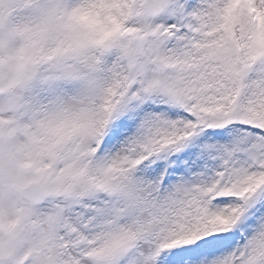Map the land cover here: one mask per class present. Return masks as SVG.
<instances>
[{"label": "snow or ice", "instance_id": "snow-or-ice-1", "mask_svg": "<svg viewBox=\"0 0 264 264\" xmlns=\"http://www.w3.org/2000/svg\"><path fill=\"white\" fill-rule=\"evenodd\" d=\"M0 264H264V0H0Z\"/></svg>", "mask_w": 264, "mask_h": 264}]
</instances>
